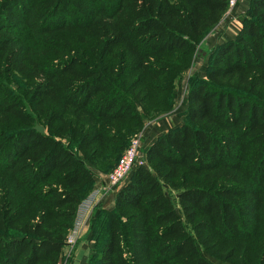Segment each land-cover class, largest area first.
<instances>
[{"label":"trees","instance_id":"trees-1","mask_svg":"<svg viewBox=\"0 0 264 264\" xmlns=\"http://www.w3.org/2000/svg\"><path fill=\"white\" fill-rule=\"evenodd\" d=\"M227 8L0 0V264H61L95 172L141 127L166 59L192 58ZM242 19L183 99L182 126L157 134L118 190L103 241L92 228L88 264H264V0ZM76 33L84 47L59 36ZM12 75L28 104L5 86Z\"/></svg>","mask_w":264,"mask_h":264},{"label":"rangeland","instance_id":"rangeland-1","mask_svg":"<svg viewBox=\"0 0 264 264\" xmlns=\"http://www.w3.org/2000/svg\"><path fill=\"white\" fill-rule=\"evenodd\" d=\"M241 2H243V0H239L236 6L228 14H226L227 16H224L229 17L231 12L235 10L238 4H240ZM212 35H214V33H212L211 31L207 37H209L210 39ZM59 36L65 37L79 47L85 46L86 37H82V35L79 33L73 35L60 34ZM219 45L214 48V46L209 47L208 45H205L203 43L199 46L198 50L190 59H166V64L168 65L170 72L161 81L157 82L159 90L161 91L159 93H152V97L143 104V110H139V112L143 114L142 116H144L143 123L138 129H135L133 127L131 128L132 134L127 136L125 143L126 150L132 140H135L137 138L142 140L141 143L144 146V150L143 155L138 160H140L143 165L147 164L145 152L153 144L151 142L155 141V139H153L154 141H152V138L159 134L157 131L159 130L163 132L164 127L165 129H172L171 126L177 121L179 123L181 122L180 126H182V124L184 123V113L187 107L182 106V101L187 97L190 87L194 83H196V80L206 79V67L211 62L210 54ZM136 76L137 74L127 71L125 72L122 80L123 82L127 83V86L129 82L134 80ZM5 86L16 96H19L23 104H28V97H30V92L29 87L27 86V82L24 79H22L18 75H12L7 81H5ZM149 94L150 93H148L147 95ZM125 150H123V152ZM138 164L139 163L137 162V165ZM113 168L111 170L108 169L104 172L97 171L95 172V177H100L103 181L113 170ZM131 177L132 176L128 178V181L131 179ZM128 181H126L124 184L122 183L123 185L121 184L117 189L111 188L107 184L105 186L101 185L99 188L93 190V192L80 204L77 210L73 228L69 233L70 238H72L73 241L70 243V245H65V248L62 251L63 261L61 262V264H69L74 261L75 251L77 250L81 242H84V244H86V240H88L87 245H89V248L85 251L88 264L89 256L92 254V252H94L95 248L94 243L90 238L92 228H94L95 230L93 231L95 232V235H93V237H95V239L97 238L96 242L100 243L101 241H103L106 233L105 213L112 211L114 207L113 200L118 190L121 189ZM110 199L112 200V202L108 203ZM83 208H86L87 213L85 212L83 217H80L79 213ZM77 219L79 220L80 224L76 227L77 231L73 232Z\"/></svg>","mask_w":264,"mask_h":264},{"label":"crops","instance_id":"crops-1","mask_svg":"<svg viewBox=\"0 0 264 264\" xmlns=\"http://www.w3.org/2000/svg\"><path fill=\"white\" fill-rule=\"evenodd\" d=\"M248 4H249V0H243V2L238 4L236 9L231 12L229 17H226L227 16L226 15L222 18V20L220 21L218 26L212 31V33H214V35H212V37L210 39H209V37H206L201 44L204 43L205 45H208L209 47L214 46V48H215L217 45L221 44L225 40H233L235 38L236 34L241 29L242 18H243L242 16L244 15L245 11L247 10ZM177 122L173 123L171 128L180 127L181 122L180 123L179 122L177 123ZM166 130L167 129H165V127H164L163 132H161L159 130L157 132L158 133H164ZM156 138H157V135L154 138H152V141H154L153 139H156ZM151 143H153V142H151ZM101 185L105 186L106 181L105 180L102 181L100 177H95L93 190L99 188ZM87 241L88 240H86V244H84V242L80 243L79 247L75 251L74 261H72L69 264H87V256L85 255L86 249L89 248V245H87Z\"/></svg>","mask_w":264,"mask_h":264},{"label":"built area","instance_id":"built-area-1","mask_svg":"<svg viewBox=\"0 0 264 264\" xmlns=\"http://www.w3.org/2000/svg\"><path fill=\"white\" fill-rule=\"evenodd\" d=\"M238 1L239 0H228V8H227L225 15L228 14L236 6ZM141 142L142 140L139 138L132 140L130 142L128 148L123 152L117 164L115 165L113 170L107 175L105 179L106 184L109 187L115 188V189L119 188L122 183L124 184L128 180V178L131 176V174L133 173L134 169L137 166L143 165V163H141L140 160H138L143 155V150H144V146ZM137 162L139 163L138 165H137ZM86 208H83L82 211L79 213L80 217H83L85 212L87 213ZM78 219L76 221L73 232L77 231L76 227L79 226L80 224ZM72 241L73 240L72 238H70V235H69L66 240V245H70Z\"/></svg>","mask_w":264,"mask_h":264},{"label":"water","instance_id":"water-1","mask_svg":"<svg viewBox=\"0 0 264 264\" xmlns=\"http://www.w3.org/2000/svg\"><path fill=\"white\" fill-rule=\"evenodd\" d=\"M34 129L39 132V133H43V129L40 126H35Z\"/></svg>","mask_w":264,"mask_h":264}]
</instances>
